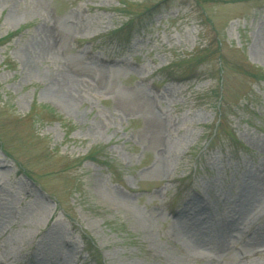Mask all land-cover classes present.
I'll return each mask as SVG.
<instances>
[{"label": "rangeland", "instance_id": "rangeland-1", "mask_svg": "<svg viewBox=\"0 0 264 264\" xmlns=\"http://www.w3.org/2000/svg\"><path fill=\"white\" fill-rule=\"evenodd\" d=\"M10 33L0 264H264V0H0Z\"/></svg>", "mask_w": 264, "mask_h": 264}, {"label": "bare ground", "instance_id": "bare-ground-1", "mask_svg": "<svg viewBox=\"0 0 264 264\" xmlns=\"http://www.w3.org/2000/svg\"><path fill=\"white\" fill-rule=\"evenodd\" d=\"M257 198L254 196H250V194L245 195L244 198L239 200L236 205L235 209L232 211L230 215L226 217L228 222H224V230L229 235H236L243 234L245 231H248L249 228L252 226L253 220L255 216L259 214V208L257 206ZM180 243H184L185 249H188L191 253L199 254L200 252L196 249L195 244L198 242V236H195L194 239H190L188 236H180Z\"/></svg>", "mask_w": 264, "mask_h": 264}, {"label": "trees", "instance_id": "trees-1", "mask_svg": "<svg viewBox=\"0 0 264 264\" xmlns=\"http://www.w3.org/2000/svg\"><path fill=\"white\" fill-rule=\"evenodd\" d=\"M126 6H128V5H126ZM152 7H155V6H152ZM150 10H151L150 7L149 8H145V10L140 15H143L144 16ZM127 14H131L132 15V13H127ZM131 15L130 16L127 15L128 16L127 20H125L124 22H122L121 25L118 26L117 28H115V29H113V30H111L110 32L107 33V35L111 36L114 40H118L119 41L118 42V45H121V46L124 45V46H126L128 44V42L130 41V38L132 37L134 31L136 29H138L137 26L134 24L137 16L136 17H131ZM140 15H138V16H140ZM15 34L16 33H10V34H8V35L0 38V45L8 42L10 40L11 36H13ZM120 38L121 39L123 38V39L122 40H119ZM186 60H188V59H186ZM219 62H221V61H219ZM217 111H218V114L220 116V113H221L220 112V105H218ZM50 113H51L52 116L56 117V119L58 121L61 120L60 117L55 116L54 113H52L51 111H50ZM218 119H219V117H218ZM94 154H96V153L95 152L90 153L87 158L88 159L89 158H93L94 157L93 156ZM84 240L86 241V244L88 245V247L91 248V246H92L93 251H95L94 253H95V259L98 262L97 264H102L101 263V260L99 258V255L96 252L97 250L92 245V241L88 238V236H86Z\"/></svg>", "mask_w": 264, "mask_h": 264}]
</instances>
